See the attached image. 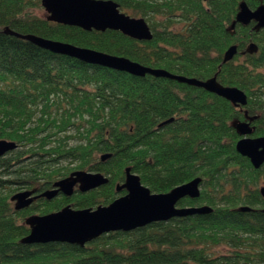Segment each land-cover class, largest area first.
<instances>
[{"label":"trees","instance_id":"obj_1","mask_svg":"<svg viewBox=\"0 0 264 264\" xmlns=\"http://www.w3.org/2000/svg\"><path fill=\"white\" fill-rule=\"evenodd\" d=\"M113 1L128 15L144 18L153 39L49 22L35 13L42 0H0V140L18 144L0 159V264H264V197L258 188L264 165L254 168L237 151L242 136L233 126L248 121V113L255 118L252 137L264 136V30L232 28L241 2L255 8L264 0ZM7 29L182 77L206 81L217 75L222 85L244 91L248 104L235 106L176 80L88 65L6 34ZM250 40L258 44L256 54L243 64L242 54L223 63L231 46L241 52ZM107 154L111 158L103 161ZM127 168L157 194L202 179L201 196L177 207L208 206L213 212L112 232L85 247L22 243L31 233L30 216L69 205L97 208L120 198L125 191L117 186L126 181ZM80 170L102 173L110 182L15 209V194L35 188L44 193ZM221 246L231 252L217 255Z\"/></svg>","mask_w":264,"mask_h":264},{"label":"water","instance_id":"obj_2","mask_svg":"<svg viewBox=\"0 0 264 264\" xmlns=\"http://www.w3.org/2000/svg\"><path fill=\"white\" fill-rule=\"evenodd\" d=\"M263 1V0H256ZM42 7L48 13L46 20L57 24L78 27L85 31L105 32L107 30L120 31L124 35L139 41H151L153 32L144 18L131 17L121 11L120 5L113 0H42ZM239 13L232 28L242 24L244 26L256 22V30H264V5L252 10L243 1L239 6ZM6 34L27 40L36 46L56 55L77 59L88 65L104 67L119 72L128 73L135 77L144 78L152 75L157 78L176 80L226 99L235 106L248 104L247 94L237 87H228L218 82L217 75L206 81L187 78L171 74L162 69L145 67L128 58L110 55L89 48H82L70 43L50 40L36 35H22L7 29ZM258 46L249 45L247 52L256 53ZM239 53L238 45L231 46L225 53L223 63L232 61ZM165 122L163 126L171 123ZM237 130L244 138L237 143V151L251 160L254 168L260 169L264 165V136L251 138L253 129L247 123L237 125ZM18 144L0 140V159L15 151ZM107 154L103 161L111 158ZM110 180L102 173L75 171L68 177L57 181L52 190H48L35 197L37 190L20 192L12 196L17 211L32 206L38 198L52 200L59 193L72 197L76 188L82 193L91 192L109 184ZM202 179L197 178L187 184L178 186L168 193H152L150 188L142 183L141 177L126 169V181L117 186V191H127V194L116 199L110 205L97 208L74 209L71 205L58 212L47 215H33L26 220L31 233L22 239L28 245L63 243L85 247L105 234L112 232H132L154 223L168 222L177 217L203 215L212 213V208L192 207L178 208V203L185 198L198 199L201 196ZM264 197V187L261 188ZM242 211H251L249 207Z\"/></svg>","mask_w":264,"mask_h":264},{"label":"flooded vegetation","instance_id":"obj_3","mask_svg":"<svg viewBox=\"0 0 264 264\" xmlns=\"http://www.w3.org/2000/svg\"><path fill=\"white\" fill-rule=\"evenodd\" d=\"M206 2H207V0H205ZM246 2V1H245ZM261 2V1H260ZM242 3V2H241ZM248 3V2H247ZM249 5V4H248ZM261 5H264L262 2L258 5V6H256L255 8H252L250 5H249V7L252 9V10H256L259 6H261ZM240 10V9H239ZM239 24V23H238ZM240 25H242V24H240ZM252 25H254V27H253V29H255L256 30V25H257V23L254 21V22H252L250 25H248V26H252ZM242 26H244V25H242ZM257 31V30H256ZM261 31V30H260ZM133 39V38H132ZM135 40V39H134ZM139 41V40H138ZM252 43H255L254 41H252V40H250L249 41V43H248V46H246V48H244L241 52H239L237 55H239V54H242V58H240V60L242 61V64H243V62L245 61V57L248 55V54H250V53H248L247 52V49H248V47H249V45L250 44H252ZM256 44V43H255ZM256 45H258V44H256ZM239 47V46H238ZM258 50H259V48H258ZM258 52V51H257ZM256 52V53H257ZM256 53H253V54H256ZM253 54H250V55H253ZM195 79V78H194ZM246 106V105H245ZM242 111H244L243 109H242ZM245 116L248 118V121H246V122H241V121H236V122H234L233 123V126L237 129V125L238 124H240V123H247V124H249L250 125V127L253 129V126H252V123H253V121L255 120V118H253V117H249L248 116V113H246L245 114ZM253 132H254V129H253ZM253 135V134H252ZM252 135L250 136L251 138H253L252 137ZM244 137L242 136V139H243ZM125 183V182H124ZM123 183V184H124ZM53 188H54V186H53ZM52 188V189H53ZM34 190V189H33ZM35 190H37V192L35 193V197H37V196H39V195H41L43 192H40L39 191V189L38 188H35ZM24 191H31V190H24ZM79 190H78V188H76V192H78ZM123 191H125V194L124 195H126L127 194V191L126 190H123ZM123 191H121V192H123ZM22 192V191H21ZM75 192V193H76ZM80 192V191H79ZM20 193V192H19ZM61 195H64V194H62V193H59V195L57 196V197H60ZM124 195H122V196H124ZM66 196V195H65ZM39 200H42V199H38V201ZM37 202V201H36Z\"/></svg>","mask_w":264,"mask_h":264},{"label":"rangeland","instance_id":"obj_4","mask_svg":"<svg viewBox=\"0 0 264 264\" xmlns=\"http://www.w3.org/2000/svg\"><path fill=\"white\" fill-rule=\"evenodd\" d=\"M35 13H36V15H38L40 17H43V18H46L48 16V13L46 12V10L43 7L42 8H38L37 10H35ZM123 13H125V12H123ZM125 14H127V13H125ZM129 16H131V15H129ZM131 17H133V16H131ZM135 18H137V17H135ZM177 28L180 29L181 26H179ZM74 133H75V131H71V134H74ZM70 144L71 145H76V144H78V141L72 140L70 142ZM262 187H264V182H261L260 185L258 186V188H260V189ZM214 251L217 253V255H221V254H229L231 252V249L229 247H227V246H221V247H217Z\"/></svg>","mask_w":264,"mask_h":264}]
</instances>
